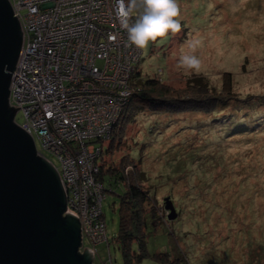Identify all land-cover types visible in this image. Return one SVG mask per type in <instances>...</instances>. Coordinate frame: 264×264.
Instances as JSON below:
<instances>
[{
  "label": "rangeland",
  "instance_id": "rangeland-1",
  "mask_svg": "<svg viewBox=\"0 0 264 264\" xmlns=\"http://www.w3.org/2000/svg\"><path fill=\"white\" fill-rule=\"evenodd\" d=\"M176 2L182 30L140 49L139 77L162 73L159 77L175 90L206 83L212 93L233 81L238 95H259L261 106L240 112L230 100L214 121L203 112L139 110L125 121L120 145L115 139L106 152L109 140L97 143L102 153L96 161L118 164L127 154L156 198L161 221L147 228V255L131 264H264V0ZM193 39L199 41L194 51L188 48ZM182 53L201 60L199 74L178 67ZM227 73L232 81L225 79ZM14 119L22 122L21 114ZM241 126L249 134H234ZM36 144L58 167L56 158ZM104 185L107 240L96 246V263L124 264L114 242L121 190ZM168 196L176 213L171 220L162 204Z\"/></svg>",
  "mask_w": 264,
  "mask_h": 264
},
{
  "label": "built area",
  "instance_id": "built-area-1",
  "mask_svg": "<svg viewBox=\"0 0 264 264\" xmlns=\"http://www.w3.org/2000/svg\"><path fill=\"white\" fill-rule=\"evenodd\" d=\"M8 1L22 31L8 105L19 107L14 118L20 113L22 122H14L32 137L36 154L45 158L37 141L59 162L45 158L59 174L65 210L79 221L78 250H90L97 264L96 246L107 240L97 143L109 137L129 97L141 54L121 27L128 0Z\"/></svg>",
  "mask_w": 264,
  "mask_h": 264
},
{
  "label": "water",
  "instance_id": "water-1",
  "mask_svg": "<svg viewBox=\"0 0 264 264\" xmlns=\"http://www.w3.org/2000/svg\"><path fill=\"white\" fill-rule=\"evenodd\" d=\"M22 46L20 24L0 0V264H91L77 217L66 211L59 174L36 154L32 137L14 122L8 105L11 72ZM167 219L174 206L164 199Z\"/></svg>",
  "mask_w": 264,
  "mask_h": 264
},
{
  "label": "trees",
  "instance_id": "trees-1",
  "mask_svg": "<svg viewBox=\"0 0 264 264\" xmlns=\"http://www.w3.org/2000/svg\"><path fill=\"white\" fill-rule=\"evenodd\" d=\"M137 69L138 63L135 65L129 80V97L107 138L109 145L106 152H109L115 139L118 140L116 146L120 145L119 139L122 136L125 121L133 118L139 110L144 109L151 113H165L168 115L203 112L206 116L214 115L212 116L214 121L216 115H221L226 104L231 105L228 104L230 100L235 101V104L240 106V108H237L240 112L258 111L262 103L259 95L254 96V99H251V95H244L243 97L238 95L229 73L226 74L225 79L232 82H222L220 88L217 89L218 91L212 93L213 89L206 83L195 86L190 85V89L175 90L158 75L157 78H140ZM248 130L247 127L241 126L236 128L234 134H249ZM101 153L102 150L98 157L101 156ZM97 165L99 170L95 178L98 183L102 184L105 192L104 183L109 188L118 187L121 190L118 194L117 210L119 218L114 242L122 252L124 264L139 261L147 255L145 241L148 226L161 221V217L157 215L158 204L155 203L156 198L151 194L150 188L143 185L146 181L144 172L127 154L120 157L118 164L114 162L108 166L103 163H97ZM168 198L171 200L169 196ZM133 244L137 245V249H133Z\"/></svg>",
  "mask_w": 264,
  "mask_h": 264
},
{
  "label": "clouds",
  "instance_id": "clouds-1",
  "mask_svg": "<svg viewBox=\"0 0 264 264\" xmlns=\"http://www.w3.org/2000/svg\"><path fill=\"white\" fill-rule=\"evenodd\" d=\"M121 27L127 32L130 45L144 49L149 42L158 38H167L169 33L176 35L181 32L182 24L177 17L180 10L176 0H128L127 5L119 14ZM134 17V18H133ZM198 40L188 42V48L195 50ZM202 62L192 54H181L178 67L191 75L199 74Z\"/></svg>",
  "mask_w": 264,
  "mask_h": 264
},
{
  "label": "bare ground",
  "instance_id": "bare-ground-1",
  "mask_svg": "<svg viewBox=\"0 0 264 264\" xmlns=\"http://www.w3.org/2000/svg\"><path fill=\"white\" fill-rule=\"evenodd\" d=\"M12 73V72H11ZM10 80H11V78H10Z\"/></svg>",
  "mask_w": 264,
  "mask_h": 264
}]
</instances>
